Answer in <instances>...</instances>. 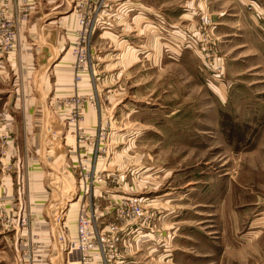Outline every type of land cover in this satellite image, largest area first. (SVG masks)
Segmentation results:
<instances>
[{
  "label": "rangeland",
  "instance_id": "374dc122",
  "mask_svg": "<svg viewBox=\"0 0 264 264\" xmlns=\"http://www.w3.org/2000/svg\"><path fill=\"white\" fill-rule=\"evenodd\" d=\"M229 1L218 3V15L207 0H141L135 11L127 0H109L97 16L90 72L78 82L76 31L66 38L70 93L37 118L60 124L84 149L71 162L77 191L68 203L88 188L91 209L93 191L104 186L119 199L97 230L108 234L119 223L122 240L93 249L89 264H121L116 258L127 250L145 253L141 264H255V254L264 252V0L241 2L246 17L238 24L231 18L237 5ZM250 14L259 21L255 33ZM237 42L248 45L231 51ZM235 54L244 72L230 76ZM15 118L0 115V127ZM7 136L0 135L2 180L20 166L4 164ZM133 201L141 202L144 216L130 224L124 216ZM92 210L98 221L99 210ZM5 214L0 202V237ZM29 224L17 232L20 264H60L58 257L78 253L71 250L77 233L66 226L52 234ZM72 260L65 264H83L80 254Z\"/></svg>",
  "mask_w": 264,
  "mask_h": 264
},
{
  "label": "crops",
  "instance_id": "0c3cea01",
  "mask_svg": "<svg viewBox=\"0 0 264 264\" xmlns=\"http://www.w3.org/2000/svg\"><path fill=\"white\" fill-rule=\"evenodd\" d=\"M80 1L7 0L6 15L16 26L19 38L13 49L0 48V115L20 117V120H14L12 124L0 127V135L9 134L5 137L7 151L3 156L4 164L11 161L20 164L16 167L17 172L4 175L3 180L0 178L2 180L0 181L1 206L6 211L5 215L13 212L18 216L22 212L25 214L28 212L31 229H50L52 234L54 228L62 225L68 228L70 235L77 233L78 214L81 206L87 205L89 197L81 190L78 199L73 203H68L77 191L76 186L73 187L71 162L78 157L79 151L80 155H83L81 153L83 148L79 149L74 146L75 142L72 141L74 135L70 131L65 134L60 124H47L45 119L37 118L38 115L44 118L51 114L50 110L51 112L53 109L57 110L55 107L57 98L70 93L71 81L64 63L67 56L65 44H67L66 38L75 31L77 33L79 28L77 11L73 10V5ZM127 1L129 4L127 8L131 11H135L138 8L136 5L142 3L141 0ZM220 1L207 0L209 4H213V11L219 13L218 15L221 13L217 6ZM249 1L251 0H247ZM2 2L3 0H0V5ZM231 2L237 5V8L232 11L231 18L233 17L237 24L243 22L242 19L246 17V14L243 12L241 2L244 3L245 0H230L229 4ZM261 3V10L264 13V2ZM226 10L229 12L228 9ZM112 15L115 16L116 13ZM146 16L145 18H148L150 22L152 15ZM250 16L252 19H250L251 23H248V28L255 33L254 30L257 31L259 21L251 14ZM164 36H166L165 32ZM247 45L244 42H237L231 51L239 47H242L241 51H244ZM259 51L262 50L259 49ZM252 52L255 53L254 50ZM239 56L235 54L230 58L233 60L228 67L230 76L238 74L239 68L240 74L244 72V66L240 62L242 57ZM162 68L161 63L160 70ZM251 68L252 66L247 65L246 70L250 72ZM57 69H61L59 71L61 75H56ZM231 85H233L232 77H230L229 86ZM49 100L50 103L52 102L50 105ZM53 114L58 115V113ZM89 114L92 121L95 112L90 111ZM89 128H94V125L91 124ZM110 188L102 187L100 193L96 192L98 195L93 191L97 201H94L95 205L93 201L91 202V209L95 207V211L99 210L97 226L107 223V213L113 214L117 208L115 206L119 204V199L113 197V193H109ZM98 189L100 188L98 187L97 191ZM107 196H111L109 197L110 202L107 204L103 202L101 205L98 201ZM60 217H64L63 224L59 220ZM137 222L139 221H131L130 224ZM123 223L126 226L128 224ZM131 229L134 230V227ZM2 232L0 237L1 264H20L21 256L17 243V232L19 231L15 232L4 226ZM53 244H57L55 239ZM163 245L165 244H157L160 248ZM77 254L75 256L67 252L66 256L58 257L60 264H65L66 261L77 262L72 260L77 256L79 259V254ZM142 255L145 253L127 250L126 254L122 253L117 256L116 262L141 264L139 258ZM54 256L56 257L57 254ZM255 256V264H264L262 250L258 251ZM49 264L52 263L49 262Z\"/></svg>",
  "mask_w": 264,
  "mask_h": 264
},
{
  "label": "built area",
  "instance_id": "2783aa9c",
  "mask_svg": "<svg viewBox=\"0 0 264 264\" xmlns=\"http://www.w3.org/2000/svg\"><path fill=\"white\" fill-rule=\"evenodd\" d=\"M108 2L109 0H81L79 2L81 4L77 10L79 28L73 47L75 57L73 71L77 82L83 80L84 75L90 72L92 36L97 30V26H99V18L97 16L100 10H104ZM7 4V0H3L0 5V46L11 50L17 44L19 36L13 21L6 15ZM84 193L90 197L92 196V191L89 192L88 188L85 189ZM143 216L141 202L133 201L130 203L124 218L138 221ZM3 217L8 228L12 227L21 231V234L23 229L29 224L28 212L26 214L22 212L18 216L4 215ZM119 226L120 224L112 222L109 225L108 234L98 231L93 210L83 204L77 221V237L72 240L71 250H76L80 254V262L89 264L92 260L91 251L93 249H103V245L106 243H113L120 239L118 234Z\"/></svg>",
  "mask_w": 264,
  "mask_h": 264
}]
</instances>
